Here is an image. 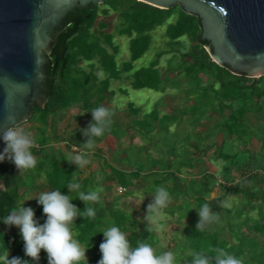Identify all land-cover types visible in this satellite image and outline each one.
Instances as JSON below:
<instances>
[{
	"label": "trees",
	"instance_id": "obj_1",
	"mask_svg": "<svg viewBox=\"0 0 264 264\" xmlns=\"http://www.w3.org/2000/svg\"><path fill=\"white\" fill-rule=\"evenodd\" d=\"M105 6L110 9H100V5L92 4L79 6L68 14L63 26L54 31L55 41L47 66L49 101L43 109H34L35 115L42 114L45 129L53 113L59 110L72 112L73 118L83 124L78 130L82 145L86 137L81 130L93 122L91 110L103 105L114 113L113 124L110 131L96 140V145L109 136L120 143L125 137L140 139L137 145L130 142L125 148L114 151L111 161L96 152V147L91 150L100 162L104 182L98 181L94 174L84 176L75 164L67 166L65 162L69 157L60 149H52L50 153L32 149L33 155L39 158L38 171H47L46 183L51 191L59 189L61 194L70 195L72 203L81 212L86 205L77 198L76 192H69L67 184L75 179L82 185L83 191L96 186L104 188L102 201L89 204L96 211L95 217H78L73 226L75 238L89 250L88 264H98L101 259L99 245L104 240L101 232L113 225L128 234L133 247L137 241H146L157 254L174 252L177 264H191L193 253L217 247L243 257L244 264H264V190L259 186L264 183V165L255 167L254 161L258 158H254L249 151L234 152L233 155L227 153L235 147L227 141L232 135L236 136L241 146L248 145L254 131L264 140V125L254 127L251 122L252 118L264 121V88L260 86L264 77L249 79L237 76L228 67L213 62L206 50L209 43L200 38L198 19L185 14L179 7L182 20L168 25L165 30L166 37L171 38L169 46L172 48L166 54L180 59L183 68L175 75L163 76L157 67L164 52L158 55L157 62L134 71V63L149 51L150 32L164 26L173 16V11L137 0H107ZM110 10L117 14L120 22L116 35L130 38L131 57L122 61L121 65L117 58L119 47L114 45V33L109 32V24L105 21L97 23L99 12L108 16ZM185 36H188L192 46L188 51L179 53L177 47L182 45L180 39ZM124 74H130L128 78L132 79L134 90L164 92L169 87L183 95L186 104L177 107L172 114H166L159 110V103L149 112L130 103L128 111L132 120L130 125L125 126L116 120L118 109L113 106L116 91L110 89L112 81L122 80ZM214 115L218 116V122L212 126L213 130L203 129L204 123L213 120ZM181 126H185L184 129H180ZM45 129L41 139L35 137L42 147L50 143ZM219 133L223 134L222 143H212ZM247 133L249 137L246 138L244 134ZM212 149L217 158L227 161L225 178L236 171L245 174L241 175L243 178L237 185L225 186L227 192L244 196L238 208H225L221 198H212L217 176L207 168H199L205 165V162L201 163V157ZM68 150L71 151V144ZM62 164L67 168H60ZM196 167L200 169V179L191 171ZM254 168L263 170V174L255 173ZM150 180L154 183L151 190L148 188L152 186ZM0 181L6 188L0 191V254L7 249L8 253L12 252L9 259L19 257L27 260L28 264H48L47 253L43 250L38 262L27 257L22 236L15 231L7 233L3 223L13 208L20 207V189L25 182L23 173L6 159L0 165ZM113 184L120 187L123 193L110 200L107 193ZM159 186L165 187L172 198L165 210L172 215L178 213L177 222L182 225L180 231L173 233L171 248L160 245L157 233L147 231V222L134 217V209L132 212L119 203L123 197L134 195L138 188L143 190V194H152L143 205L146 209ZM180 197L183 198L182 204L177 205ZM205 203L219 215V221L197 231V211ZM248 209L257 210L258 217L245 216ZM34 213V218L43 225L47 219L43 206L36 207ZM185 219L189 221L184 223Z\"/></svg>",
	"mask_w": 264,
	"mask_h": 264
},
{
	"label": "water",
	"instance_id": "obj_2",
	"mask_svg": "<svg viewBox=\"0 0 264 264\" xmlns=\"http://www.w3.org/2000/svg\"><path fill=\"white\" fill-rule=\"evenodd\" d=\"M106 1L0 0V132L14 124L27 126L34 109L48 103L54 31L75 8ZM137 1L162 10L179 7L196 17L213 62L237 76L264 77V0ZM4 146L0 137V154ZM0 191H5L2 181Z\"/></svg>",
	"mask_w": 264,
	"mask_h": 264
},
{
	"label": "clouds",
	"instance_id": "obj_3",
	"mask_svg": "<svg viewBox=\"0 0 264 264\" xmlns=\"http://www.w3.org/2000/svg\"><path fill=\"white\" fill-rule=\"evenodd\" d=\"M93 122L82 134L86 142L82 145H72L68 162L77 168L89 164L91 150L96 147V140L111 130L114 113L101 105L91 110ZM5 144L0 161L5 159L14 163L21 172L34 169L37 158L32 149L36 142L32 133L21 124L2 130L0 132ZM69 192H76L77 198L86 208L80 211L73 203L70 195H63L57 190L41 192L36 198L43 206V213L47 217L45 223L40 225L34 218L35 213L31 207L13 208L4 219L7 226H16L24 242V253L34 261H39L41 250L47 253L48 264H88L86 252L88 248L82 246L75 238L73 226L78 217L94 218L96 211L89 204L100 203L104 188L96 186L87 191L81 190L82 185L75 179L67 184ZM168 190L159 186L155 190L153 200L147 205L144 220L149 227L147 231L163 235L168 229L165 209L171 202ZM24 204V203H23ZM199 220L196 224L197 231H202L219 221V215L212 211L208 203L203 204L197 211ZM104 240L99 245L101 259L98 264H177V255L172 251L157 254L154 247L146 241H137L135 247L128 239V234L118 226H111L103 230ZM214 253L209 255L208 253ZM0 264H28L27 260L19 257L8 258V250L0 254ZM191 264H244L243 257H237L224 248H210L207 252L201 251L192 254Z\"/></svg>",
	"mask_w": 264,
	"mask_h": 264
},
{
	"label": "rangeland",
	"instance_id": "obj_4",
	"mask_svg": "<svg viewBox=\"0 0 264 264\" xmlns=\"http://www.w3.org/2000/svg\"><path fill=\"white\" fill-rule=\"evenodd\" d=\"M108 8H109L108 6H105V3L100 5V9H108ZM171 10L173 11V16L169 19V21L166 24H164V26L155 28L153 31L150 32L152 39L151 46L149 48V51L141 59H139L134 63L135 70L149 67L151 63L157 62L158 55L164 52H165L164 56L158 61L159 62V65L157 67L158 70L168 75H171L172 73L175 75L177 71L183 68L184 64L181 62L180 59L172 58L171 56L173 54H169V55L166 54V51L169 50L168 42H171V38L167 39L165 30L168 25L182 20V14L179 8L175 7ZM98 18L99 20L97 21V23L99 21H105L106 23L109 24V32L114 33L113 34L114 45L115 46L117 45L119 47V56H117L118 60L128 61L131 57L130 38L128 36L116 35L115 33L116 28L117 26H119L120 23L117 14L113 10H110V14L108 16H104L101 12H99ZM180 40H182V44L184 45V47L181 50L179 48L180 51L184 52L185 49L192 46V43L189 41L188 36H185ZM189 49H187V51ZM260 86L264 88V80L261 82ZM110 89L117 92L113 101L114 102L113 106L118 109L116 120L125 126H128L132 119L128 111V103L130 101L135 103L136 106L138 105V107L144 108V111H148V112L152 111L155 105L159 103L160 111L166 114H172V112L177 107H182L186 104L184 96L179 94V92H177L176 90H170L167 93H163V94H161L160 92H155L150 89L134 90L132 89V87H130L129 82L126 80L125 81L122 80L121 82L112 81ZM118 89L124 90L125 94H122ZM60 112L61 110L53 113V115ZM72 114H73L72 112H70V114L66 113L61 118L58 119L57 122H60V127H58L59 128L58 130L60 131V135L63 134L68 141L78 146L81 145L79 141L80 138L78 136V130L83 127V124L77 122L73 118ZM81 114L85 115L84 112H82ZM227 114H229V111H227ZM251 120L254 127L258 125H264L263 120H262L263 122L262 121L260 122L259 120L256 121L257 119L255 118H252ZM217 122H218V116L214 115L213 120L204 123L205 126L203 127V129L210 128L213 130L212 126ZM184 127L185 126H181L180 129H184ZM25 128L27 131L32 133L33 137L36 135L38 139H41L43 137V133H44L43 131L45 129V123L42 120V114L37 113L35 115L34 113V115L29 120L28 125L25 126ZM255 133L256 131L253 132V136L250 142L248 143V145L246 146H241L240 144H238V142L236 141V136L234 135L230 136L227 139V141L229 144H232L235 147L233 148V151L228 150L227 153H229V155H233L234 152L249 151L254 158L255 157L258 158L257 161H254L255 167H261L264 165V160H263L264 140L262 136H257ZM260 134L262 135V133ZM244 137L246 138L249 137V133L244 134ZM222 140H223V134L219 133L217 136L214 137V141H212V143L220 145L222 143ZM130 142H133L134 144L137 145L140 143V139L139 138L131 139L129 137H125L122 143H120L114 137L113 138L108 137L104 141L96 145V149L98 150L96 152L101 153L106 157V159L111 161L113 152L117 151L120 147L125 148L126 146H128ZM167 149L168 148H166L165 150ZM214 151L215 150L213 149L209 150L207 155H203L201 157V163L205 162V165L199 168L200 169L207 168L210 172L216 174L217 176L218 182L216 184V190L212 198L214 199L221 198L225 208H229V209L238 208L242 204V200H244V196L229 193L227 192L226 187H233L237 185L238 181L243 178L241 175L244 176L245 174L236 171L231 174L233 177L232 176L230 177L229 175V177L226 176L225 178L224 170H225V166H228L226 165L227 161L225 162V159L221 157L217 158L216 154H214ZM66 153L69 155L68 152ZM93 153L94 151L90 153L89 164L84 167H80L78 169H80L81 173H83L84 176L89 174H94L98 181L104 182V173L101 172L100 162L98 161V159L94 157ZM58 161L63 162V160L61 159H59ZM65 164L69 166L68 162H65ZM60 168L66 169L67 167H65L62 164V166L60 165ZM199 168L196 167L191 170L193 171V174L195 177H197V179H200ZM253 171L255 173L263 174L262 173L263 170L257 168H254ZM36 172H40V171H36ZM44 172L47 173V171L43 170L42 173ZM29 182H31V180H29ZM150 184H152V186H149L148 188L151 190L153 188L154 183L150 180ZM106 185H110V184H106ZM259 186L264 190V183H260ZM122 193L123 190H121L120 187H117L115 184H113L111 185L110 192H108L107 194L109 195V199L112 200L115 196L122 195ZM143 193H144L143 190L137 188L134 195L123 197L119 201V203L121 206H125L127 209L131 211L134 209L135 210L134 217L141 222H146L144 220V217L146 215V209L143 208V205L145 202L151 199L152 194H143ZM33 198H34L33 196H30L28 197L27 201H30ZM182 201L183 198L180 197L176 201V204L181 205ZM164 211L167 215L168 229L165 233H163V235L161 234H157V235L159 236L160 245H162L164 248H168V247L171 248L174 244L171 239L173 233L180 231L182 225H179L177 222L178 213L172 215L168 213L166 210ZM247 215L258 217V211L257 210L250 211L248 209L245 216ZM188 221L189 219L183 220L184 223H187ZM179 236L180 238L182 237L180 234Z\"/></svg>",
	"mask_w": 264,
	"mask_h": 264
},
{
	"label": "crops",
	"instance_id": "obj_5",
	"mask_svg": "<svg viewBox=\"0 0 264 264\" xmlns=\"http://www.w3.org/2000/svg\"><path fill=\"white\" fill-rule=\"evenodd\" d=\"M165 34H166V32H165ZM168 39V38H167ZM182 41V40H181ZM170 43L168 42V45H169ZM184 47V45L182 44L181 46H179V47H177V51L179 52V53H181L182 51H180L182 48ZM179 48H180V50H179ZM190 48V47H189ZM189 48H187V49H189ZM171 46H169V50L168 51H171ZM187 49H185V51L184 52H186L187 51ZM168 51H166V52H168ZM169 55V54H168ZM164 56V55H163ZM162 56V57H163ZM161 57V58H162ZM172 57V56H171ZM122 64V61H120V65ZM139 70V69H138ZM134 71H135V69H134ZM133 71V72H134ZM161 73H163V72H161ZM129 75L130 74H124L123 75V78H122V80H126V81H128L129 82V84H130V87H131V82H132V79L131 78H128L129 77ZM163 76H165L166 75V73H163L162 74ZM122 80H119V81H116V82H121ZM133 89V88H132ZM122 94H125L124 93V90H122V89H118ZM170 90H173V89H171V88H167V90H165L164 92L163 91H160V93L161 94H163V93H167L168 91H170ZM154 91V90H153ZM155 92H157V91H155ZM117 93V92H116ZM130 103H133L132 101H130L129 103H128V105L130 104ZM136 105V104H135ZM156 105H158V104H156ZM155 105V106H156ZM137 107H138V105H137ZM140 108H142V107H140ZM155 108V107H154ZM143 109V111H144V108H142ZM160 110V109H159ZM144 112H148V111H144ZM66 113H69L70 114V111H63V110H61V112L60 113H56L55 115H52L51 116V119H50V121H49V125H48V127H47V129H45L46 130V136H48V138L50 139V143L49 144H47V146H44V147H42V146H40V144H38L36 141V147H34V148H37V150H40V149H43L44 151H46L47 153H50L51 151H52V149L53 150H58V149H60V150H62L64 153H66V152H68V153H70V150H68V149H70V144H71V149H72V145H73V143H71L70 141H68L66 138H65V136L63 135V134H61L60 135V131L58 130L59 128L58 127H60V122H57L58 121V119L59 118H61L64 114H66ZM117 113H118V111H117ZM73 116V115H72ZM66 120V119H65ZM132 120V119H131ZM67 122H68V119H67ZM130 125V124H129ZM39 127V126H38ZM37 129H39V128H37ZM55 132H56V134H55ZM64 132V131H63ZM62 132V133H63ZM35 137H36V135L33 137L34 138V140H35ZM110 138H113L112 136H109ZM108 138V137H107ZM79 141H80V139H79ZM80 144H81V141H80ZM79 146V145H78ZM67 154V153H66ZM67 156L69 157V155L67 154ZM36 158H37V161H38V163H37V166L34 168V169H31V170H27V171H23L22 173H23V175H24V185L22 186V188L20 189V194H21V200H20V202H19V206H24V207H31L33 210L36 208V207H39V206H42V205H40L39 203H38V201L36 200V198H38V196H39V194L41 193V192H47V191H51L52 189L49 187V185L46 183V179H47V174L44 172V173H42V171L41 172H36V171H38V165L40 164V162H39V158L37 157V156H35ZM6 160V159H5ZM42 160V159H41ZM69 163V162H68ZM14 164V163H13ZM83 174V173H82ZM87 176V175H86ZM46 178V179H45ZM29 180H31V182H29ZM5 190H6V188H5ZM30 196H33L34 198L32 199V200H30V201H27V199H28V197H30ZM24 203V204H23ZM5 230H6V232L8 233V232H12V231H15V232H17V234H19L20 235V229L18 228V227H16V226H5ZM98 242H99V239H98ZM83 247H85L84 245H82ZM86 248V247H85ZM89 250H87V252H86V258L88 259L89 257H90V255H89V252H88ZM11 253L12 252H9L8 253V257L11 255Z\"/></svg>",
	"mask_w": 264,
	"mask_h": 264
},
{
	"label": "built area",
	"instance_id": "obj_6",
	"mask_svg": "<svg viewBox=\"0 0 264 264\" xmlns=\"http://www.w3.org/2000/svg\"><path fill=\"white\" fill-rule=\"evenodd\" d=\"M121 189V188H120ZM122 190V189H121Z\"/></svg>",
	"mask_w": 264,
	"mask_h": 264
}]
</instances>
